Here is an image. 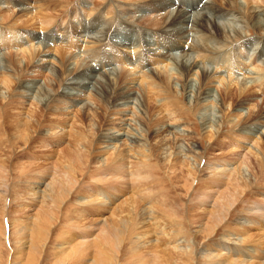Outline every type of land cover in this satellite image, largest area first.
I'll return each mask as SVG.
<instances>
[{"label":"bare ground","instance_id":"obj_1","mask_svg":"<svg viewBox=\"0 0 264 264\" xmlns=\"http://www.w3.org/2000/svg\"><path fill=\"white\" fill-rule=\"evenodd\" d=\"M23 1H24V5L22 8L19 9L16 8L23 3L19 0H3L5 4L4 6H2L1 4V7L3 8L0 7V119L1 116L4 114L2 112L3 108L1 111L2 104L3 106L7 105L6 107L12 108L13 104H14L13 106H15V104L17 103L21 104L22 102L24 103V100H29L30 103L27 112L28 114H30V116L28 115L25 116V117H30L29 119L27 118L28 120L25 121V124H28L33 118L35 109H38V112L41 117L44 116L43 111L47 112L46 113L47 115L52 116L55 114V112L58 111V110L56 111L58 107H61L59 109L61 111L62 108L67 109L68 105L79 103V107L75 110V112L78 111L81 114L78 113H76V115L72 114L71 119L73 120L75 119L74 120L75 122L74 121L73 122L76 125L78 126L83 125V127H85L83 129H85V131L88 132L90 136L87 137L86 135H83L82 132H79L81 139L80 141H78V144H76L77 146L73 142V144L75 145V151L78 150V153L80 152L79 148H81V146L84 145L85 143V142L82 143L81 140L85 141V139L87 138H88L87 145H89V147H91L92 144L95 145V143H97L98 145L101 143H105V144L107 143V145L104 147L106 149L103 148L105 154H107V157L105 158L103 157L104 159L100 163L101 166H99V168L100 167L104 168L103 171H101V175L103 174L102 175L103 177H106L107 175H111V177L113 176V173L111 172L113 166L106 168V165L109 166L110 164L111 165L115 164V165H119L118 166L119 169L121 170L125 169V174L126 176H128V180L132 184L133 182L134 183L137 181L140 182L141 180L145 181V179L149 177L147 175V172H148V167H150L149 166L150 159L151 157L155 158L154 157L155 152L158 150L161 151V153L165 154V158H163L162 162L167 161L171 165H174L177 162H178L177 164L180 163L182 167L185 166V168H187L188 176L192 178V181H194L196 174L198 173L197 172L198 168L196 167V164L198 166L200 164L199 161L202 158V155H200V153L197 152L198 150H196V147L197 146L203 147V142H202L203 139L198 138L199 140H195L194 135L189 130H187L188 128H190V126L188 124V119H187L189 115L186 111L189 112L198 111L200 108L203 107L202 106L203 102L208 101L210 96L214 95L216 92L220 97V99L218 100L219 102L217 101L218 103L217 102L216 103L218 105V109H220L222 116H221V120L218 121L215 120V118L218 117V116L215 117V111L213 109V107L216 106V103L213 102V99H211V102H208L206 104L207 106L210 107V110L207 109L206 112L204 111L206 113L204 116L207 115L209 119L205 120L203 118L205 122L202 125L203 130L206 134L205 139H208V141L210 142L209 146H207L205 149V153L215 148V146H218V148L220 149L230 148L231 152L229 151V154L228 153L226 154H228L229 156L232 153L231 154L232 159H237L239 163L238 166L237 165L232 166L234 165L233 163L226 162L225 160L224 162H217L216 160L215 162L212 163V165H210L211 167H208L209 166L208 165L207 168H212L211 172L213 173L210 172L213 175L212 177H216L220 175L227 177V179L225 180H227V182L228 180L230 181L228 182V184L231 182H233L234 184L235 182L236 183L235 186H237L236 189H240V191L237 190L238 191L237 194L240 195V198L245 199L252 192L254 196L257 194L258 191L256 189V186L258 187V185L261 183L260 179L258 180V177L262 175V171L264 168V129L262 130V128L264 127L261 128V126L264 124V59L262 60L260 54L253 55L252 53L253 50L251 51L250 47L255 45L254 52H256L257 47H260L262 45L261 41H264V39L261 41H259V39L257 41H254L253 39L250 38L251 40H248V38L245 37L247 34L246 32L248 30L246 31L245 29H243L244 27L242 28L241 24L245 23L246 26L247 25L252 26V28L258 31L257 33L260 34L258 37L260 38L264 37L261 35V33H263L262 31H264V7L259 6L264 4V0H240V1L209 0V2H205L202 12H200L201 10L199 11L197 10L194 11V13H190V14L186 13L179 4L176 10L170 7V8H166L167 10L163 12L162 10L163 6L168 5L170 2L169 0H150V2H148V0H139L137 5L136 4L133 5L136 7H133L132 5L131 7L129 6L125 7L124 5H122L125 7L126 11H124V8L119 5L122 9V13L119 15L116 14L115 15L120 18L124 16L125 22L130 26H134L135 24H139V23H144L146 26V24L149 23L148 24L149 28H155V30H152L151 32H153L152 33L153 36L158 40V42H155L154 45H159V48L163 50L164 53L165 52L167 53L164 55L159 54L152 63L151 67L144 72L143 70L139 71L143 67L136 65V62L135 63L129 62L130 55H134L133 59L135 60V57L138 58L141 57V53L144 55L142 51H139L137 53L132 51L128 54L126 51H125L126 53L122 51L123 52L122 54L120 53L121 51L115 45L110 43V41H106L103 47L101 46L103 44L102 43L100 44V46L98 45L99 47L97 46L98 48L94 49L95 46L93 43L100 41L101 38L99 37L98 38L96 37L94 40H91L94 48H92L87 44L81 46V43L79 46L80 48H76L77 47L76 46L77 40L75 39L76 37L72 38L70 34L67 35L66 34L67 29L59 30V28H64L66 25H64L63 22L67 21V18L68 20L70 18L72 19L71 17L72 15L77 17L78 21L81 22L83 28L86 27L85 24L88 21L83 22L82 19L80 20L79 18L80 16L78 15V13L76 14L72 12H69L67 16H63V18L62 19L60 18V20L57 21L52 20L55 16L58 15V12L60 11L57 10V7L60 5L66 6L68 3H70L71 0H23ZM125 1H129V0H125ZM130 1L134 2L137 0H130ZM175 2H176L175 0H172V6ZM258 2H260V4H257ZM110 7H112L110 4L107 5V9L103 12V16L105 15V19H107L108 17V10L110 9ZM44 8L45 9L47 8L46 11L48 12H45ZM206 8H208L209 10H213L212 12L210 11V15L212 17L207 14L209 12L207 11ZM150 11L159 12V13L158 14L156 13V15L152 13L153 16H150V14L149 16L145 15V13H148ZM160 11H162V13H160ZM232 11L235 13V15L232 13ZM137 12H140V14H136ZM225 12L229 13L226 15L228 17L220 18L221 15L224 14ZM88 14L90 15V13ZM230 14H232L231 15L232 18L229 17ZM103 16L102 18L104 19ZM22 17L26 19V20L23 19L25 22L21 19ZM100 17L101 16L94 14L92 20H90L91 25H93L94 22L99 20ZM56 18L57 17H55V20ZM110 18L111 17H108V19ZM43 19L45 21H43ZM222 19L225 21H219ZM20 20H22L23 22H20ZM51 21H54L56 24H59V26L55 28L56 31H54V29H51V23H52ZM186 24L189 27L188 30L185 28ZM27 26L29 27L28 29H30V27H35L41 31L36 33L28 32V30L26 31ZM17 27L19 29H17ZM24 27H25V31H22L21 33L20 28L22 29ZM46 27L47 29H45ZM110 30L108 31L109 34L111 33ZM108 32L106 31V35ZM115 32L116 31L113 32L114 36L116 35ZM189 33H193V34L189 36ZM40 34L41 36H39ZM47 36L50 39L49 40L50 42L54 40L56 37L61 40L64 37H66V41H65L66 45L63 46L55 42L52 43L54 45L53 47L45 41V38H47ZM173 36H175V38L178 37V39L180 38L190 39L191 40V46L189 48L190 52H182V53L177 52V54H169L180 50V48H182V46H185L186 44L187 47H189L190 45V44L188 45V43L183 45L182 44L183 42L179 43L178 41H176V39ZM24 40H28V43H25ZM96 44H99V42ZM246 46H249V48L247 49L248 51L245 48ZM68 47H71L72 50L71 48ZM225 47H226V51H222ZM73 49H75L74 51H76L77 49L78 52L77 51L74 52ZM50 50L53 51L54 53L51 54ZM183 51H187V50L184 49ZM98 52H102V53L99 54ZM97 54L105 55L104 56L105 58H101V60L109 61V63L106 62L108 63V65H105L104 62L100 63V66L103 70L101 68L95 69V66L99 64L96 63L97 60L94 59L95 57L96 59L99 58L97 57L99 56ZM124 55L127 57V59H125ZM148 55L145 56L146 58H144V60L151 62V56L149 57ZM87 57H89L91 60H89ZM247 59H248V63L246 61L247 64L246 65L244 64V71H243L242 68H240L239 66L242 65V62ZM110 61L115 62L116 65L113 66L110 63ZM212 63H219L221 64V66L219 68H216V66L215 68H212L211 67ZM222 67L225 70L221 69ZM247 67H251V68H247ZM43 69L44 70L46 69L49 72L48 73L46 72L47 74L44 77H42L43 78L42 83L38 84L37 82H34L35 78L37 77L34 76V74H33L34 79L32 77L31 80L25 81L26 79L25 77H27V75L29 74L28 72H30V74L33 72L36 75H38V73L40 74L43 72ZM240 75H242L241 76L242 78H239ZM193 78L195 79L191 80ZM189 81L190 82L194 81L197 83L195 90H192L191 88L192 85L190 86L188 85ZM177 84L180 85V88L178 87L179 89H177L176 87ZM213 87L215 88L216 91H213ZM68 90L70 91L74 90V91L69 92ZM86 91H88L87 94L85 93ZM190 93L193 94L192 105H189ZM159 94H162L164 98L162 97L163 99H161L160 98L161 96H159L158 98ZM182 94L185 95L186 99H188L187 104L182 99L183 97L181 96ZM156 99H161L160 101L162 100L164 101V102L159 101L162 105L161 108L162 109L164 108V112L161 109L162 110L161 115L163 113L165 114L166 112L167 115L165 116L171 115L173 117L172 118L168 117L171 119H169V121L166 122L163 121L164 122L163 126L157 125L156 128L153 129L152 127L153 126L155 127L156 124L152 126V121L154 120V116L153 114L151 115L150 112L152 108V107L150 108V104H151L150 100L152 101ZM74 100L77 102H74ZM155 102L153 105H155V108L157 109L156 104L158 102L157 103ZM58 104L60 106H58ZM50 107L53 108L52 110L54 112L48 111ZM123 108L125 110H123ZM158 108L160 109L159 105ZM242 108L247 109L246 113L244 112L245 114L241 112ZM127 110L130 111L129 113L130 115L128 118H126L125 121L124 117L127 115V112H129ZM138 110H141L139 114L143 112L141 114L143 115V117L142 116L140 117L144 119L148 118V120L147 119L144 120V122L145 121L147 122L144 123L142 121L143 119L141 120L137 118ZM107 111H110L112 113L116 112V114L113 115L114 116L116 115L117 118L114 117L116 119L112 120V122H109L111 124L109 125L107 124L108 127H106V132L104 133L100 127L103 124L102 122L105 120V115ZM119 111L120 113H118ZM201 114L202 113H200V115ZM144 116H146V118ZM152 116H153V120L150 119ZM157 119L155 120L157 121ZM165 119H167V117H165ZM200 119L202 120V118ZM45 120L48 121L46 122ZM45 120L43 119L42 124L38 128H36L37 127L36 125H34L33 127L27 126L28 128L27 127L25 128L24 131H26V134L23 138L25 143L28 142L31 143L34 140H37L40 144L44 146L46 145L48 146L51 143L58 144L59 142L61 143V141L63 140L62 136L63 135L66 136V134L68 136V134L71 133V131H73L72 128L75 127L74 124L71 125L70 129L68 128V130H66L67 133L62 134V131L65 132L64 128L66 126L64 127V125H62V123L65 122V120L64 121L61 120L60 123L59 121H56V119L54 120L56 122L46 118ZM160 120L162 121V119ZM161 121L158 120V122ZM131 123H134L133 127L134 125H137L133 129L136 130L137 132L139 130L138 126L143 127V131L141 134L142 138L134 136L136 133L134 131H131L132 128L127 127L130 126ZM60 125H62V127L59 128V130L57 131L59 134H56L57 132L54 134L57 135L55 137L54 135L51 134V131L54 130L55 128H58ZM224 126H229L230 129L225 131ZM180 127L183 129H181ZM30 128L32 132H29ZM43 128L46 129V131L48 130L50 131L49 133L51 135L49 134L47 138L46 135L45 137H40V136H44L41 135ZM109 129H115V130L113 132H110ZM190 129L194 131L193 126ZM17 130H19V128ZM114 132H116L117 134H115ZM33 133H35V135L32 136ZM44 133L45 132H43V134ZM74 133L75 132H73V134ZM117 136L118 137L124 136V138L121 140L123 141V143L115 147L114 142L119 140ZM69 138H71L70 134H69ZM78 138L76 139L79 140ZM112 142L113 145H111ZM152 143H154V145ZM108 145L111 146L109 147ZM183 146H186L188 148L187 152H182L181 148ZM122 147L123 150L121 151L120 148L122 149ZM155 147H157L156 148L157 150H154ZM113 148L115 149L118 148L119 150H117V152H113L109 150ZM237 149H241V151H238ZM194 152L197 153V155H191V153ZM220 153L222 152L220 151ZM81 154L82 153H80V155ZM209 154L211 155L212 153L210 152ZM113 155L114 157L112 158ZM206 156L207 154L205 155V157ZM88 157H92V153H90V156L89 154L85 156L86 160L89 159ZM190 157H192V161L190 160ZM211 158H213L212 155L210 159ZM220 158L221 157L218 156V159ZM84 160L85 159H83L82 162H86ZM156 160L157 159H155V161ZM229 166L232 167L230 168ZM246 168L250 169V171L253 173L254 180H251L248 177V175L245 174ZM75 169L76 168H73V170ZM141 169L142 170L146 169V170H144L143 172L141 171ZM214 169H216L215 170L216 173L213 171ZM102 172H107V173H102ZM179 172L181 173L182 170ZM52 173L53 174L51 175L49 181L45 183L42 182L44 188L43 190L38 191L39 194L37 197H41V198L50 197L51 200L56 202L57 207L59 205V208L56 207V209L59 210L61 200L62 199L64 200L65 194H69L71 187L74 186L76 183V179L74 178L75 176L73 173H72L73 175L65 174L64 178H66L65 179L66 183H64V181L60 179L59 175H54L55 172ZM175 173L177 174L176 171ZM214 173L217 175L215 176ZM142 175H144L146 178H142L141 177ZM108 179L111 180V178ZM216 179L217 178H214V180ZM104 180L107 181V179ZM110 180H108V182H110ZM185 181H187V179ZM227 182L226 184L224 182V184L227 185ZM37 183L40 184L41 182L37 181L36 184ZM192 183L190 186H192ZM224 184L222 185L225 187ZM112 185L113 184L111 183L110 186ZM56 186H58V188ZM98 186H100V184L98 185L95 184L94 182L93 187L89 186L90 191H87L86 194L83 193V197H81V199L79 198L80 199L79 202L82 203L81 204L82 206H87L90 210L97 211V208H99L101 205H105L111 202L109 201L110 197H108L107 192L105 194V191L98 189ZM125 186L126 185H124V189ZM130 187L132 188V189L130 188L131 191H133V189L135 188V186L134 187L130 186ZM30 189H31L30 192L34 193L33 191H35L36 187L31 186ZM2 190L4 191V189ZM113 191L116 194L117 191L115 189ZM206 191L204 194H206ZM36 194L37 193L35 192L34 196ZM223 195L225 196L226 194ZM223 195L220 196L223 197ZM116 196L117 195H113V197ZM217 196L220 197L219 195ZM235 196H231L230 199L229 197L225 196L227 197L225 199L226 202H224L222 210L221 209L219 210V211H223L222 213L223 215L219 218L214 219L215 220L214 225L217 226L220 223V221H223V218H226L227 213H229L231 209L233 210L238 206V203L235 202L236 200L239 199V197L237 195ZM138 198L143 199L144 196L139 195ZM137 200L138 199L136 198L135 199L132 198V200L128 202L127 204L128 215L125 218L113 214V216L117 218L111 219L109 221L106 219H101L99 221L96 220L98 221L99 226L101 227V232H103L102 233L103 238L102 237L101 238L105 239V242L107 241V243L111 242L112 246L113 247L115 246V248H117V254L120 253V250L118 248H120L122 242L124 241V235L126 234V232L131 231L132 222H133L132 216L138 218L139 221L141 222H145V221L150 222V220L154 219L155 217L152 216L153 215L152 206H138L139 202ZM250 202L251 199L247 203V210H245L246 214L243 213L244 215L241 216L242 220L240 224L253 222L254 220L253 218L250 219V216L251 217L253 216L254 218L257 216L261 221L262 220L264 221V206L262 204H259L258 202H254V203L253 202L250 203ZM214 203L211 205V207L212 208H215L216 206L218 207V205ZM52 207H55V204ZM83 210H79V211L77 210L79 212V213L77 212L76 215L77 221L78 218L83 219L85 215L81 213V211L84 212ZM54 212H52V215ZM261 212L262 215L260 214ZM50 213L48 214V216L50 215ZM131 213L133 215H131ZM214 215L215 217L217 216L216 214ZM85 217H86L85 219L88 218L86 215ZM49 218H45V219L48 220ZM53 218L54 217L52 216V219ZM36 220L37 219H33L34 222L38 221ZM39 220L42 219L39 218ZM96 221L94 222L96 223ZM34 225L39 227V224L37 225V223H35ZM40 227L38 230L39 232H40ZM236 235L240 237V234H236ZM132 236L133 235H131V237ZM98 237H95L93 241L91 240L92 241L91 243L93 245L95 244V241H97ZM171 238L172 241L168 242L167 245H171L170 247L172 249H179V245L176 243L179 240H177L176 237L174 238L171 237ZM240 238L232 239L233 241H231V239L229 240V238L224 239L222 243L219 245L216 255L219 257L222 254L221 251L232 249L229 248L230 245L232 244L237 245L238 241L243 242V239ZM82 245H84V243H82ZM84 246L86 247V244ZM184 246L185 245H183V247ZM189 246L190 245H188V247ZM59 248L62 249L63 247L60 246ZM67 248L68 247H66V249ZM185 248L186 247L180 250H183V252L187 251ZM205 251L208 252V250ZM210 251H211L210 254H212V249H210ZM59 252H63V251L59 250ZM104 252L105 251L99 249L98 253L97 254L95 253V257L91 260V263L89 264H106L107 263L106 261L110 260V258L109 256H105ZM228 253L229 255L223 258L222 263L228 261V259H230L229 257L233 255L232 253H231L232 255H230V252ZM255 254L256 253L253 252V255ZM80 257L79 259H81ZM239 257L241 256L238 255L237 258ZM229 262L231 263L232 260H229Z\"/></svg>","mask_w":264,"mask_h":264},{"label":"rangeland","instance_id":"obj_2","mask_svg":"<svg viewBox=\"0 0 264 264\" xmlns=\"http://www.w3.org/2000/svg\"><path fill=\"white\" fill-rule=\"evenodd\" d=\"M19 1H21L23 3L19 7H17L16 9L22 8L24 5L23 0H19ZM138 1L139 0L134 1V2H132L130 0L129 1L121 0V2H120V0H112V1L111 0H103V1L102 0H71L70 3H68L66 6L59 4L61 7L60 6L57 7V10H60L58 12V15L55 16L57 18L55 20V17H54L52 20H54V21L60 20V18L62 19L63 16H67L69 12L76 13V14L78 13V15L80 16L79 17L80 20L82 19L83 22H87V21L89 22V24H88V22L85 24V26H86L85 28L82 27L81 22L78 21L77 17H75L74 15L71 16L73 20L71 18L68 20V18H67V21L63 22L64 25H66L64 28H59V30L60 29H65V30L67 29L66 30L67 35L70 34V36H72V38L76 37L75 38L77 40V42H76L77 47L76 48H80L79 46L81 43V46L82 45L84 46L87 44V45L91 46L92 48H94V46H95L94 49H96L100 46V44L103 43L101 45L103 47L106 41H110V43L115 45L121 51L120 53H122V54H123V52L124 53L127 52V54H128L132 51H134L135 53L142 51L144 53V55L141 53L140 58L135 57V60H137V61H135L133 59L134 55H130L129 56V58H130L129 62H133V63L136 62V65L143 67L139 71L143 70V72H144L151 67L152 63L154 62V60L157 58V56L159 54L164 55L167 53L166 52L164 53V51L159 48V45H154V43L158 42V40L153 36V34H152L153 32H151L152 30H155V28H149V25H148L149 23H147L146 26L144 23L135 24L134 25L135 27H134V26L128 25L125 22L124 16L121 15L122 16L121 18L116 16V15H119L122 13L121 7L124 8V11H126L125 10L126 6L131 7V5L132 6L135 4L137 5ZM169 1L170 2L168 5L163 6V9H162L163 12H165L167 10L166 8H170V7H172L174 10H176V8L178 7V4L181 5L183 10L188 14L194 13V11H197V10L198 11L201 10L200 12H202L204 5H205V2H209V0H175L176 2L172 6V0H169ZM238 1H240V0H238ZM106 2H107V4H106ZM148 2H150V0H148ZM17 3H18V1H17ZM1 4H2V6H4L5 3L3 2V0H0V7H1ZM109 4L112 7H110V9L108 10V17H111V18L108 19V17H107V19H105V15L103 16V12L107 9V5H109ZM257 4H260V2H258ZM122 5H124L125 7ZM103 6H105V7H103ZM259 6L264 7V4L259 5ZM133 7H136V6H133ZM1 8H3V7H1ZM12 9H14V8H12ZM206 9L209 12V13H207L208 15H210V11L211 12L213 11V10H209L208 8H206ZM46 10H47V8L44 11L48 12ZM132 11H130V12H132ZM88 13H90V15ZM152 13L154 15H156V13L158 14L159 12H151L150 11L148 13H145V15L149 16V14H150V16H153ZM160 13H162V11H160ZM232 13L235 15V13L233 11H232ZM94 14L99 15L101 17L99 18V20H97V21L95 20L96 22H94L93 25H91L90 20H92ZM136 14H140V12H137ZM227 14H229V13L225 12L224 14L221 15L220 18L228 17V16H226ZM231 15L232 14L229 15L230 18H232ZM102 16L104 17V19L102 18ZM21 19L23 20L25 18L22 17ZM22 20H20V22L24 21V20L23 21ZM109 20H111V21H109ZM43 21H45V20L43 19ZM54 21H51L52 22L51 23V29H54V31H56L55 28L57 26H59V24H56ZM219 21H225V20L222 19ZM72 22H73V24H72ZM95 23H96V26H95ZM241 26H242V28L244 27L243 29H245L246 31L248 30L246 32L247 34L245 36L248 38V40L253 39L254 41H257L259 39V41H261L264 39V37H262V38L258 37L260 34L257 33L258 31L253 29L252 26L247 25L248 26L247 27L245 25V23H242ZM68 27H70V28H68ZM28 28L29 27L27 26L26 31L28 30V32H31V33H36V32L41 31L35 27H30V29H28ZM91 28H92V30H91ZM110 28H111V30H110ZM185 28L188 30L189 27L187 24L185 25ZM17 29H19V28L17 27ZM45 29H47V27ZM109 30L111 31L110 34L108 32ZM22 31H25V27L22 29L20 28L21 33H22ZM78 31H80V32H78ZM106 31L108 32L107 35H106ZM114 31H116L115 36L113 34ZM262 32L263 33H261V35L264 36V31H262ZM96 34H97V36H96ZM192 34L193 33H189V36ZM39 36H41V34ZM96 37L97 38L99 37L101 39H100V41H98L99 44H96V43H98V42H96V43H93L94 44V46H93L91 40H94ZM173 37L175 38V36H173ZM47 38H48V36H47ZM47 38H45V41L53 47H54V45L52 43H55V42L58 44H61L63 46L66 45L65 44L66 37H64L62 40L58 39L56 37L51 42L49 41L50 39L49 38L47 39ZM175 39L179 43L183 42L182 43L183 45L186 43H188V45L189 44L190 45H189V47H187V44H186L185 45L186 47L182 46V48H180V50L175 51L174 53H169V54H177V52L178 53L190 52V50H189V48L191 46V40L190 39H187V38L178 39V37H176ZM24 42L28 43V40H24ZM261 42H262L261 43L262 45L260 47H257L256 52H254V46L255 45L250 47V50L251 51L253 50V52H252L253 55L260 54V57H262V60H263L264 59V51H261V50H264L263 49L264 41H261ZM211 43H214V42H211ZM68 48H71V47H68ZM245 48L247 50L249 48V46H246ZM121 49H123V50H121ZM184 49H186L187 51H183ZM71 50H72V48H71ZM74 50L75 49H73V51ZM76 51H77V49H76ZM76 51H74V52H76ZM222 51H226V47ZM50 53L53 54L54 52L50 50ZM98 53L100 54L102 52H98ZM99 54H97V55H99ZM147 55L149 57L151 56V62L144 60V58H146L145 56H147ZM104 56L105 55L97 56L100 58V59L98 58L99 60L96 59V57L94 58L95 60H97L96 63H99L98 65L95 66V69L101 68L100 63H102V62H104L105 65H108L109 61L101 60V58H105ZM124 57H125V59H127V57L125 55H124ZM87 58L89 60H91L89 57H87ZM129 58H128V60H129ZM246 61L248 63V59H247V60L242 62V65L239 66L240 68H242L243 71H244V64L245 65L247 64ZM106 62H108V63H106ZM112 62L110 61V63L113 66H115L116 65L115 62H113L114 64ZM143 62H145L146 64ZM215 66H216V68H219L221 66V64H219V63H212L211 64L212 68H215ZM247 68H251V67H247ZM221 69L225 70L223 67ZM46 72L48 73L49 71L46 69L45 70L43 69V72L40 74L38 73V75H36L33 72L31 74H30V72H28L29 76L27 75V77H25L26 78L25 81L31 80V78L33 77V74H34V76H37L35 78L34 82H37L38 84L42 83L43 82L42 77H44L47 74ZM241 76L242 75H240L239 78H242ZM234 77H235V75H234ZM33 79H34V77H33ZM194 79L195 78H193L191 80H194ZM188 85L189 86L192 85L191 86L192 90H195L197 83L194 81H192V82L189 81ZM176 87H177V89H179L180 85L177 84ZM68 91L73 92L74 90L73 91L68 90ZM213 91H216L214 87H213ZM87 92L88 91H86L85 93L87 94ZM191 94L192 93H190L191 99L189 98V100H190L189 105H192V103H193V94H192V96H191ZM215 94L210 96L208 101L203 102V104H202L203 107L201 106L202 108H200L198 110L199 112L198 111L189 112V111L185 110L189 115V117L187 118L188 124H189L190 128L192 126L194 128V131H192V129H190V128H188L187 130H189L194 135L195 140H199L198 138L203 139V141H202L203 147H199V146L196 147V150H198L197 152H199L200 155H202V158H201L202 161L201 160L199 161L200 164L198 166L196 164V167L198 168V171H197L198 175L196 174L194 181H192V178L188 176L187 168H185V166L182 167L180 165V163L177 164L178 163L177 162L174 165H171L167 161L162 162L163 158H165V154L161 153V151H158L156 149L157 147H155L154 150H157L155 152V156H154L155 158L151 157L150 162H149L150 167H148V172H147V175L149 177L147 179H145V181L141 180L140 182L139 181H137L135 183L133 182V184L128 180V176H126V174H125V169H122V170L119 169V167H118L119 165H115V164H112V165L110 164L109 166L106 165V168L113 166L111 169L112 170L111 172L113 173L112 177H111V175H107L106 177H103L102 176L103 174L101 175V171H103L104 168L103 167L99 168V166H101V164H100L101 161L105 157H107V154H105V151H104V149H106L104 147L107 145V143L106 144L101 143L99 145L97 143H95V145L94 144L91 145V147H92L91 148V147H89V145H87V143H88V141H87L88 138H87V139H85V141L81 140L82 143L83 142H85V143H84V145H82L83 147L81 146V148H79L80 152L78 153V150L75 151V145L78 144V141H80V139H81L79 132H82L83 135H86L87 137L90 136L88 134V132H86L85 129H83V128H85V127H83V125L78 126L74 123L75 119L74 120L71 119L72 114L73 115H76V113L81 114L78 111L75 112V110L79 107V103H77V104L75 103L73 105H68L67 109L62 108L61 109L62 113L59 110L61 107H58V109H56V111L57 110L58 111L55 112L54 115H52L53 118H52V116L47 115L46 114L47 112H45V111H43L44 116L41 117L39 112H38V109H35V112L33 114V118L31 119L30 123H28V124H25V121L28 120L30 117H25V116H27V115L30 116V114H28V112H27V109L29 108L28 106L30 103L29 100H24V103L23 102L21 104L17 103V104H15V106H13L14 105L13 104L12 108L6 107L7 105L3 106V104H2L1 111L3 108L2 112L4 114L1 116V119H0V182H1L0 183V264H89V263H91V260L95 257V253L96 254L98 253L99 249H101L102 251H105L104 252L105 256H109V258H110V260L106 261L107 262L106 264H264V221L263 220L261 221L255 215L257 218L250 216V219L253 218V220H254L253 222L240 224V222L242 220L241 216L246 214L245 210H247V203L249 202L250 199H251V202H253V203L258 202L259 204H262L264 206V168L262 171V175L258 177V180L260 179L261 183L259 182L260 184L258 183L259 184L258 187L256 186V189L258 191L257 194L254 196V194L252 192L245 199L240 198V195L237 194V192L240 191V189H236L237 186H235L236 185L235 182H234V184H233V182L228 184V182H230V181L228 180V182H227V180H225V179H227V177L220 176V175L216 176L217 175V174H215L216 169L213 170L215 172L214 174L216 177H212L213 176L211 174V173H213V172H211L212 168H207L208 165H209L208 167H211L210 165H212V163L215 162L216 160H217V162H224V160H225L226 162L233 163L234 165H232V166H236V165L238 166V163H239L237 161V159H232V155H231L232 153L228 156L230 148H227V149L222 148L223 149L222 150V149L218 148V146H215V148H213L210 151H208L207 153H205V149L207 146H209L210 142L208 141V139H205L206 134L203 130L202 125L205 122V120L209 119L207 117V115L204 116L206 114L205 113L206 110L207 109L210 110V107L207 106L206 104L208 102H211V99H213V102H215V103L220 99V97L218 96V94L216 92H215ZM159 96H161L160 97L161 99L164 98L162 94H159L158 98H159ZM181 96H183L182 99L187 104L188 99H186L185 95H183V94ZM161 99L152 100L153 102L150 100V103H151L150 108L152 107L150 112H151V115L153 114L154 120H153V116L150 119L153 120L152 126L156 124L155 127L154 126L152 127L153 129H155L157 125L163 126V123H164L163 121H165V122L169 121V119H171L173 117L170 114H168L170 116H165V115H167V113L165 112V114L164 113L162 114L163 115V118H162L161 113H162V110L164 112V108L163 109L161 108L162 105L160 102H164V101L163 100L160 101ZM74 102H77V101L74 100ZM154 102L160 103V104H158V103L156 104L157 109L155 108V105H153ZM217 103H216V106L213 107V109L215 111V117L218 116L217 118H215V120L218 121V120H221L222 114L220 112V109H218ZM158 105L160 106V109L158 108ZM58 106H60V105L58 104ZM180 106H182V105H180ZM52 109L53 108L50 107L48 111L54 112ZM193 109H195V108H193ZM123 110H125V109L123 108ZM246 110H247L246 108H242L241 112L243 114H245ZM127 111H129V110H127ZM155 111H158V112H155ZM181 111H183V110H181ZM107 112H109V113H107ZM107 112L105 115V120L102 122L103 124L101 123L102 125L100 127L104 133L106 132V127H108L107 124L108 125L111 124L109 122H112V120H115L117 118L116 115L115 116L113 115V114H116V112L115 113H112L110 111H107ZM139 112H141V110H138L137 118H139L141 120L143 119L142 120L143 122L146 119L148 120V118H146V116H144L146 119L142 118L143 115H141V114L143 112L141 114H139ZM159 112H160V114H159ZM118 113H120V111ZM129 113H130V111L127 112V115L124 117L125 121H126V118L129 117V115H130ZM200 113H202V114L200 115ZM45 116H47V117H45ZM140 116H142V117H140ZM159 116H160V119H162V121L159 119ZM114 117H116V118H114ZM165 117H167V119H165ZM168 117H171V118H168ZM45 118L51 119V121H54L56 119V121H59V123L61 120L62 121L65 120V122L62 123V125H64V127L66 126L64 128L65 132L62 131V134L67 133L66 130H68V128L70 129L71 125L74 124L75 127L72 126L73 131H71V133H69L71 138H69V134H68V136H67V134H66V136L63 135L62 136L63 140L61 141V143L60 142L58 144H54V143L52 144L51 143L48 146L47 145L44 146V145L40 144L37 140H34L36 143L34 141H33L34 143L31 142L32 144L30 142L25 143L24 139H23L25 134H26V131H24L25 128L27 126L33 127L34 125H36L37 126L36 128H38L42 124L43 119L45 120ZM200 118H202V120ZM155 119H157V121ZM234 119H236V118H234ZM20 120L21 121L24 120V121H22L23 123ZM158 120L161 122H158ZM45 121L47 122L48 120H45ZM56 121H54V122H56ZM145 122H147V121H145ZM191 123L192 124L195 123V124L192 125ZM200 123H202V124H200ZM133 124L134 123H131V125L127 126V127L132 128L131 131H134L136 133L135 134L133 132L135 134L134 136L142 138L141 134L143 131V127L138 126L139 130L137 132L136 130H133L134 127H136L137 125H134V127H133ZM62 125H60L58 128H55L54 130H52L51 134L54 135L59 130V128L62 127ZM104 125H106V126H104ZM199 125H201L202 127ZM263 125L261 126V128L264 127ZM18 128H19V130H17ZM181 129H183V128H181ZM228 129H230L229 126H224L225 131H227ZM263 129L264 128H262V130ZM42 130L43 131H42L41 135H44V136H40V137H45V135H46V138H47V136H49V134H50L49 133L50 131L49 130L46 131V129H44V128ZM114 130L115 129H109L110 132H113ZM29 132H32L31 128H30ZM43 132H45V133L43 134ZM73 132H75V133L73 134ZM119 132H121V131H119ZM193 132H196V133H193ZM197 132H198V135H197ZM114 133L117 134L116 132H114ZM56 134H59V133L57 132ZM33 135H35V133H33L32 136ZM54 136L56 137L57 135H54ZM120 137H122V138H120ZM201 137H203V138H201ZM76 138H78L79 140H77ZM123 138H124V136H119L118 137L119 140L114 142V146L117 147V145L122 144L123 141H121V140ZM72 139H74V140H72ZM68 140H70V141H68ZM73 142L75 145L73 144ZM115 143H116V145H115ZM127 144H128V142H127ZM152 144L154 145V143H152ZM111 145H113V142L111 143ZM111 145H108V146L110 147ZM87 150H88V152H87ZM109 150L113 151V152H117V150H119V149L113 148V149H109ZM120 150L122 151L123 147H122V149L120 148ZM181 150H182V152H187L188 148L186 146H183L181 148ZM196 150H194V151H196ZM237 150L241 151V149H237ZM220 151L222 153H220ZM76 152H77V154H76ZM210 152L212 153L211 155L213 157L211 159H210L211 155L209 154ZM71 153H73V154H71ZM80 153H82V154L80 155ZM87 153L89 154V156H90V153H92V157H88L89 158L88 160H86V158H85V156L88 155ZM226 153H228V154H226ZM206 154H207V156L205 157ZM214 154H216V155L218 154V155L216 156ZM71 155H72V157H71ZM73 155H74V157H73ZM191 155H197V153L194 152V153H191ZM69 156H70V158H69ZM78 156H79V158H78ZM218 156L221 158L218 159ZM80 157H82V158H80ZM113 157H114V155L112 156V158ZM80 159H82V160H80ZM83 159H85L84 161H86V162H82ZM155 159H157L159 161H157V160L155 161ZM190 160L192 161V157H190ZM208 161H209V163H208ZM79 163L81 165L82 164L83 165L81 166ZM163 163H165V164H163ZM232 166H229V167L231 168ZM114 167H115V169H114ZM73 168H76V169L73 170ZM201 168H204V169H201ZM199 169H200V171H199ZM118 170H119V172H118ZM144 170H146V169H143V170L141 169V171H143V172H144ZM181 170H182V172H181L182 174L179 172ZM175 171L177 172V174L175 173ZM52 172H55L54 175H59L60 179L63 180L64 183H66L65 182L66 178H64L65 174H68V175L74 174V176H75L74 178L76 179V183L74 186L71 187L69 194H65L64 200L63 199L61 200L59 210L56 209V207H57L56 202L51 200L50 197H46V198L37 197L39 194L38 191L43 190V188H44V185H42V182L45 183V182L49 181L51 175L53 174ZM102 173H107V172H102ZM250 173H252L250 171V169L246 168L245 174L248 175V177L251 180H254L253 179L254 178L253 173L252 174H250ZM143 176L144 175H142L141 177L146 178L145 176L144 177ZM206 176L208 178L212 177L213 179L212 178L208 179ZM108 178H111V180ZM112 178H114V179H112ZM123 178L126 180H124ZM214 178H217V179L214 180ZM104 179H107V181ZM186 179H187V181H185ZM108 180H110V182H108ZM37 181H40L41 183L38 184L39 183L38 182L36 184ZM219 181H220V183H219ZM94 182H95V184H98V185L100 184V186H98V189L104 190L105 194L107 192L108 197H110L109 201H111L105 205H101L100 207L98 206L99 208H97V211L90 210L87 206H82L81 205L82 203L79 202L81 197H83V193L86 194L87 191H90L89 188L94 186ZM106 182H108V183H106ZM224 182H225V184L227 182V185H225ZM109 183L110 184L112 183L113 185L110 186ZM191 183H192V186H190ZM221 183L224 184L225 187ZM220 184L222 187L220 186ZM57 185H59V184H57ZM124 185H126L125 189H124ZM228 185H229V187H228ZM31 186L36 187L35 191H33L34 193L35 192L37 193L35 195L36 197L34 196V193L30 192ZM130 186H132V187L135 186L133 191H131L132 188ZM56 187L58 188V186H56ZM208 187H210V188H208ZM2 189H4V191ZM95 189H97V188H95ZM114 189L117 191L116 194L113 191ZM140 189H142V190H140ZM226 190H227V192L228 191L229 192L227 193ZM205 191H206V194H204ZM112 194L117 195V196L113 197ZM223 194H226L225 196L229 197V199L231 196L237 195L239 197V199L237 197L238 200H236L235 203H238V206L236 208H234L233 210L231 209L232 211L230 210L229 213H227L226 218H223V221H220V223L216 226V225H214V222H215L214 219L219 218L223 215L222 214L223 211H219V210L220 209L222 210L223 204H224V202H226L225 199L227 198ZM139 195L144 196V198L143 199L138 198ZM217 195H219V196L223 195V197L222 196L218 197ZM250 196H251V198H250ZM132 198L138 199L137 200L139 202L138 206H152L153 207V215L152 216H155V217H154V219H151L150 222H146V221L141 222V221H139L138 218H135L134 216H132L133 222H132L131 231L126 232V234L124 235V241L122 242L120 248H118L120 250V253L117 254V248H115V246L113 247L111 242L107 243V241L105 242V239H102L103 238V234H102L103 232H101V227L99 226L98 221L101 219H106L109 221L111 219L117 218V217L113 216V214H115L116 216L119 215L122 218L127 217V215H128L127 204H128V202H130L132 200ZM219 199H221V200H219ZM48 200H49V202H48ZM211 201H213V202H211ZM220 201H221V203H220ZM51 203H52V206H54V204H55V207H52ZM78 203H79V205H78ZM201 203H203L205 205H203ZM213 203L218 205V207L216 206L215 208H212L211 205ZM57 208H59V205ZM207 208H209V209H207ZM216 208L217 209L219 208V209L217 210ZM77 210L78 211L83 210L84 212L81 211V213L85 214L88 218L85 219L86 217L84 215L83 219L78 218V221H77V218H76V215L78 212ZM54 211H56V212H54ZM52 212H54L55 215H54V213L52 215ZM49 213H50V215L48 216ZM211 213L213 215L216 214L217 216L215 217V215L213 216ZM260 214L262 215V212ZM131 215H133V214L131 213ZM43 216H44V218H43ZM52 216L54 217L53 219H52ZM38 217L42 220H39ZM45 218H49V219L47 220ZM33 219H37L38 221L36 220L37 222H34L35 220L33 221ZM50 220H52V221H50ZM96 220H98V221H96ZM94 221H96V223ZM39 222H41V223H39ZM35 223H37V225L39 224V227L41 225L42 228L40 227V232L38 231L39 227L34 225ZM99 233H101V234H99ZM132 233H134V234H132ZM91 234H92V236H91ZM236 234H240L241 238ZM131 235H133V236L131 237ZM70 236L73 238H71ZM84 237L85 238L87 237L86 239L88 241ZM95 237H98V239H97V241H95V244H94L95 246H94L91 242L93 241V239ZM171 237H173V238L176 237V239L179 240L176 242L179 245V249H172L170 247L171 245H167L168 242L172 241ZM226 238H229V240L231 239V241H233L232 239H235V238L239 239L240 238V239H243V242L238 241L237 245H234V244L230 245L229 248H232V249L221 251L222 254H221V256L218 257L216 255V253H217V250L219 248V245ZM82 241H84V242H82ZM82 243H84V245L86 244V247L84 245H82ZM181 244L185 245L184 247H186L185 249L187 251L183 252V250H180V249L184 248L183 245H181ZM188 245H190V246L188 247ZM60 246L63 248L60 249L59 248ZM66 247H68V248L66 249ZM132 247H134V248H132ZM133 249L136 251H134ZM210 249H212V254H210L211 253ZM59 250H61L63 252H59ZM205 250H208V252ZM115 252H116V254H115ZM228 252H230V255L233 254L231 256L232 258L229 257L230 259H228V261H226L225 263H222L223 258H225V257H227V255H229ZM236 252H238V253H236ZM253 252H255L256 254L253 255ZM107 253H108V255H107ZM238 255L241 257L237 258ZM79 257L81 259H79ZM229 260H232V262L230 263Z\"/></svg>","mask_w":264,"mask_h":264}]
</instances>
